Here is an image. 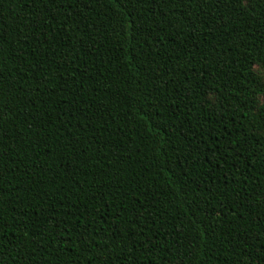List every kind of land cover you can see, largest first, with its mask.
<instances>
[{"label": "trees", "instance_id": "obj_1", "mask_svg": "<svg viewBox=\"0 0 264 264\" xmlns=\"http://www.w3.org/2000/svg\"><path fill=\"white\" fill-rule=\"evenodd\" d=\"M264 0H0V264H264Z\"/></svg>", "mask_w": 264, "mask_h": 264}, {"label": "snow or ice", "instance_id": "obj_2", "mask_svg": "<svg viewBox=\"0 0 264 264\" xmlns=\"http://www.w3.org/2000/svg\"><path fill=\"white\" fill-rule=\"evenodd\" d=\"M256 75L259 79L260 85L264 87V64L258 66V68L256 69ZM260 104L262 107H264V95H262L260 98Z\"/></svg>", "mask_w": 264, "mask_h": 264}]
</instances>
